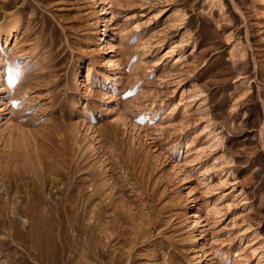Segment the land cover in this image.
Here are the masks:
<instances>
[{"label":"rangeland","instance_id":"374dc122","mask_svg":"<svg viewBox=\"0 0 264 264\" xmlns=\"http://www.w3.org/2000/svg\"><path fill=\"white\" fill-rule=\"evenodd\" d=\"M0 176V264H264V0H0Z\"/></svg>","mask_w":264,"mask_h":264},{"label":"bare ground","instance_id":"6f19581e","mask_svg":"<svg viewBox=\"0 0 264 264\" xmlns=\"http://www.w3.org/2000/svg\"><path fill=\"white\" fill-rule=\"evenodd\" d=\"M0 177H1V176H0ZM55 180H56V179H55ZM53 182H54V181H53ZM55 182H56V181H55ZM49 184H50V183H49ZM50 190H51V189H50ZM28 199H29V198H28ZM6 202H7V200H6ZM16 202H17V201H16ZM7 203H8V202H7ZM77 203H78V202H77ZM5 204H6V203H5ZM5 204H4V205H5ZM77 205H78V204H77ZM80 205H81V204H80ZM72 206H73V205H72ZM72 206H71V207H72ZM74 206H75V205H74ZM69 208H70V207H69ZM79 208H80V207H79ZM8 210H9V209H8ZM71 210H72V209H71ZM84 211H85V210H84ZM69 212H70V211H69ZM78 212H79V211H78ZM34 213H35V212H34ZM71 213H72V211H71ZM84 213H85V212H84ZM4 214H5V213H4ZM4 214H3V215H4ZM3 222H4V221H3ZM4 224H5V223H4ZM12 225H13V223H12ZM5 226H6V225H5ZM5 226H4V227H5ZM10 228H11V227H10ZM10 232H11V231H10ZM14 233H15V232H14ZM17 234H18V233H17ZM24 234H25V233H24ZM19 235H20V234H19ZM20 236H21V235H20ZM15 237H17V236H15ZM17 238H18V237H17ZM13 239H14V237H13ZM18 240H19V239H18ZM23 240H24V239H23ZM33 240H34V239H33ZM33 240H32V241H33ZM37 241H38V240H36V242H37ZM30 242H31V241H30ZM38 242H40V240H39ZM38 242H37V245L39 244ZM21 243H22V242H21ZM40 243H41V242H40ZM22 244H23V243H22ZM27 244H28V243H27ZM35 244H36V243H35ZM35 244H34V245H35ZM41 244H42V243H41ZM32 245H33V244H32ZM13 246H14V245H13ZM26 246H27V245H26ZM26 246H25V248H26ZM28 246H29V245H28ZM38 246H39V248H37ZM38 246H37V247L35 246V253H36V254H34V255H37V256H35V257H37V259H38V261H39L38 263H40V264H48V263H47L48 259L46 258L47 256L45 255V253L43 252V250L40 248L41 245H38ZM29 247H30V246H29ZM29 247H28V248H29ZM45 247H47V246H45ZM23 248H24V247H23ZM32 248H33V247H32ZM48 249H49V248H48ZM30 251H31V250H30ZM45 251H46V250H45ZM48 252H49V251H48ZM48 252H47V253H48ZM53 252H55V251H53ZM53 252H52V253H53ZM55 254H56V253H55ZM29 256H31V255H29ZM49 256H50V255H49ZM53 256H54V253H53ZM53 258H54V257H53ZM56 258H57V257H56ZM56 258H55V259H56ZM37 259H36V260H37ZM36 260H35V261H36ZM51 260H52V258H51ZM51 260H50V261H51ZM53 261H54V260H53ZM36 262H37V261H36ZM38 263H37V264H38ZM54 263H55V262H54ZM54 263H53V264H54ZM49 264H52V263L50 262Z\"/></svg>","mask_w":264,"mask_h":264},{"label":"snow or ice","instance_id":"6c2138e0","mask_svg":"<svg viewBox=\"0 0 264 264\" xmlns=\"http://www.w3.org/2000/svg\"><path fill=\"white\" fill-rule=\"evenodd\" d=\"M19 79V73L18 71H15L13 69L8 70V75H7V83L9 85H15L17 80Z\"/></svg>","mask_w":264,"mask_h":264}]
</instances>
